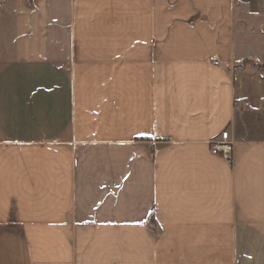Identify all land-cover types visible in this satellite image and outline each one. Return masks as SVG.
<instances>
[{"label": "crops", "instance_id": "crops-1", "mask_svg": "<svg viewBox=\"0 0 264 264\" xmlns=\"http://www.w3.org/2000/svg\"><path fill=\"white\" fill-rule=\"evenodd\" d=\"M261 36L264 0H0V264H264Z\"/></svg>", "mask_w": 264, "mask_h": 264}, {"label": "built area", "instance_id": "built-area-1", "mask_svg": "<svg viewBox=\"0 0 264 264\" xmlns=\"http://www.w3.org/2000/svg\"><path fill=\"white\" fill-rule=\"evenodd\" d=\"M233 145L234 142L231 139L228 130H222L220 138L210 142V150L212 154L230 160L233 153Z\"/></svg>", "mask_w": 264, "mask_h": 264}, {"label": "rangeland", "instance_id": "rangeland-1", "mask_svg": "<svg viewBox=\"0 0 264 264\" xmlns=\"http://www.w3.org/2000/svg\"><path fill=\"white\" fill-rule=\"evenodd\" d=\"M258 39H264V36L258 37ZM255 44H253V51H255ZM253 67L254 69H256V71L259 73V75L264 76V55L261 57V59L259 58L257 62L254 61H247V62H243L242 67Z\"/></svg>", "mask_w": 264, "mask_h": 264}]
</instances>
